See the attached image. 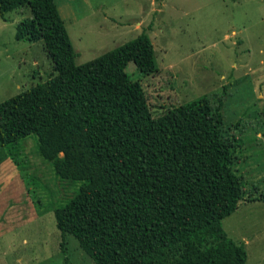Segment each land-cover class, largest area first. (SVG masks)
I'll use <instances>...</instances> for the list:
<instances>
[{
    "label": "trees",
    "instance_id": "trees-1",
    "mask_svg": "<svg viewBox=\"0 0 264 264\" xmlns=\"http://www.w3.org/2000/svg\"><path fill=\"white\" fill-rule=\"evenodd\" d=\"M27 7L15 39L42 41L52 74L0 102V149L20 165L21 139L35 136L56 177L79 181L53 209L95 264H245L244 243L222 219L244 200L238 145L222 129V101L205 95L151 114L129 61L151 69L146 34L75 63L54 0H0V18Z\"/></svg>",
    "mask_w": 264,
    "mask_h": 264
},
{
    "label": "rangeland",
    "instance_id": "rangeland-1",
    "mask_svg": "<svg viewBox=\"0 0 264 264\" xmlns=\"http://www.w3.org/2000/svg\"><path fill=\"white\" fill-rule=\"evenodd\" d=\"M82 64L144 33L151 69L129 61L153 116L205 95L222 101V129L238 145L234 170L244 200L222 219L244 243L245 264H264V0H55ZM27 7L0 18V102L45 81L52 62L42 41L15 39ZM0 149V264H95L72 234L64 237L53 209L79 181L59 180L38 153L36 138L20 140V165Z\"/></svg>",
    "mask_w": 264,
    "mask_h": 264
},
{
    "label": "crops",
    "instance_id": "crops-1",
    "mask_svg": "<svg viewBox=\"0 0 264 264\" xmlns=\"http://www.w3.org/2000/svg\"><path fill=\"white\" fill-rule=\"evenodd\" d=\"M55 1V0H54ZM55 3H56V1H55ZM58 8V7H57ZM59 11V10H58ZM60 13V12H59Z\"/></svg>",
    "mask_w": 264,
    "mask_h": 264
}]
</instances>
